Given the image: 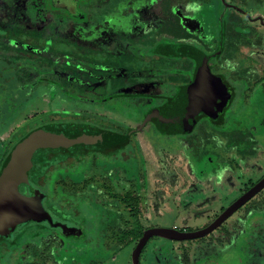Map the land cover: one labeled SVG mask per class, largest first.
Instances as JSON below:
<instances>
[{
    "label": "rangeland",
    "instance_id": "1",
    "mask_svg": "<svg viewBox=\"0 0 264 264\" xmlns=\"http://www.w3.org/2000/svg\"><path fill=\"white\" fill-rule=\"evenodd\" d=\"M178 1L186 2V9L190 12L189 23H193V30L197 28L195 45L204 52H209L210 49L218 46L220 34L223 32L221 27H223L224 37L227 40L224 39L222 56L225 63L228 59L231 64H237L234 65L235 78L243 77L244 74L245 77L247 75L254 78L263 77L264 25L259 21H251L234 8H229L222 0ZM225 1L240 6L252 17L256 10L264 8V0ZM18 3L19 0H0V158L6 142L14 143L25 132L36 127L62 129L68 134L79 132L80 127L81 131L88 132L104 128L123 133L143 121V113L137 109L133 101L130 102L128 99L117 100L118 102L109 101L106 107L110 108V111L102 108L104 112L101 114H108L118 119L115 124L89 119L91 115L84 116L80 113L101 111V108L87 106L77 98L82 94L80 55L93 61L96 66L112 70L127 67L130 70L145 72L148 62L138 57L83 53L79 39L77 42L75 40L66 42L63 34L59 36L61 40L50 45L46 30L40 31L39 35H32L35 23L32 20L21 19L23 5L13 8ZM204 13L215 16L220 14L217 18L218 25L216 19L209 20L203 15ZM27 14L31 16L29 11ZM198 14H200V24L196 18ZM221 14L225 21L222 25H220ZM45 18L48 17H39L41 21L46 20ZM205 22L208 23L207 26ZM44 28L40 26V28L36 27V30ZM231 29L233 32H229ZM66 35L71 39L68 34ZM55 49L67 53L57 54L56 64L52 66L55 67L58 75L49 74L50 80L33 82L42 76L39 73L40 68L48 70L49 62L44 60L45 53L47 55L49 50L54 52ZM50 81L59 82L61 89L54 87ZM238 87L236 85V88ZM245 87H248L247 82L239 87L238 94L229 105V126L230 129L252 126L261 138L258 149L253 154L254 157L249 159V164L247 163L248 166L246 161L241 162L237 172L223 164L228 160L233 147L225 144L223 138H220V141L214 140L209 133L210 128L203 122L198 123L196 132L189 135L158 130L152 122H148L141 131L131 134L127 146L123 147L128 150L123 155L122 161L131 163L129 156L132 155L138 168L145 171L147 211L141 218L145 227L199 229L212 221L222 207L229 205L239 195L240 189L246 182L255 180L264 170V80L254 87L250 86L253 87L252 92ZM63 88L73 96L64 95ZM77 122H82V126H77L75 124ZM78 148L74 147L71 151H76ZM206 159L207 162H203ZM65 162L69 168L67 171H70V168L78 171L77 169L84 163L81 157L73 161L68 158ZM99 170V167L94 169L96 173ZM82 196L87 200L86 202L91 201V193H84ZM65 200L71 208L82 212L83 215H80L86 219L84 225L90 230L91 216L94 213L88 207L89 202L74 203L70 199ZM251 202L262 204L264 192ZM236 214L223 226L228 225ZM34 226L33 223L26 225L16 235L15 238L21 234L15 243L6 240L8 244H12L9 246V255L6 257L0 255L2 256L0 264H19L22 261L23 256L28 252L26 248L22 250L21 246L33 239ZM187 244H190L189 264H264V210L250 216L237 239L226 244L225 247L216 245L203 248L202 245L205 243L199 241L184 243ZM180 245V241L153 236L140 253V264H184L181 261V248L178 249ZM132 250L133 246L127 245L107 257L102 264H132Z\"/></svg>",
    "mask_w": 264,
    "mask_h": 264
},
{
    "label": "flooded vegetation",
    "instance_id": "2",
    "mask_svg": "<svg viewBox=\"0 0 264 264\" xmlns=\"http://www.w3.org/2000/svg\"><path fill=\"white\" fill-rule=\"evenodd\" d=\"M34 1L35 0H19V3L14 5L13 8L18 5H23L24 11L22 13L23 17H21V19L23 20L24 18L26 21L32 20L35 23V28H33L34 33H32V35H39L40 31L46 30L48 32L50 45L54 44L57 40H61L59 36L60 34H63L66 42H74V40L77 42V39H79L80 49L81 52L83 51V53L92 52L104 53L116 57H138L141 60L149 63L145 72L130 70L127 67H120L118 70H112L105 67L103 69L100 66H96L93 61H90L80 55L79 73L81 75L80 91L82 94L81 96H77V98L81 100V103L87 106L101 108L100 112H80L81 114H84V116L91 115L89 119H97L104 121L105 123L115 124L116 121L118 122V119L116 120L115 117L109 116L108 114H101L104 112L102 111V108H106V111H110V108L106 107V104L109 101L113 100L118 102L117 100L121 101L128 99L130 102L133 101L137 109L143 113L142 120H144L146 114L153 108L161 109L166 104H171L169 103L168 97L170 94V86L173 84L169 82L170 66L174 67V65L177 63L180 65H178V68L181 70V77L179 78L180 82L177 85H173V87L176 86L178 90H181V88H183L185 85L191 83L194 78L195 72L191 74L184 71V64L186 62L192 63L194 61L196 64L194 57L193 60L187 57L188 55L183 54H178L180 57H177V59H175V57L169 56L170 44H173L174 49L179 45H188L201 50L197 45H195L197 38L195 31L197 28L196 30H193V23H189L190 12L188 9H186L185 1L65 0L58 2V4H60L59 6L55 5V3L50 0V4L53 8L65 10L70 18L80 20V23L75 24L69 23L67 22L69 20H67V25L65 26L56 22V14L47 12V10L42 7V0H38L36 10L33 9V11H31L29 6H33ZM61 5H66L69 9ZM27 11L30 12L31 16L27 14ZM203 15L208 17L209 20L212 18V21L216 19V24L218 25L219 21L217 23V18L218 16L220 17V14L215 16L211 15L210 13H204ZM40 16L48 18H45L46 20L41 21L39 19ZM223 17V14H221L222 22H220V25L224 23ZM196 18L199 22L198 24H200V14H198ZM207 22H205L206 26L208 24ZM40 26L45 28L37 31L36 27L40 28ZM26 29L32 30V28ZM63 32L68 34L71 39H69ZM26 47L30 48V46ZM216 48L217 46L213 49H210L209 52H204L203 50L201 51L208 54L214 52ZM64 53L66 52L56 49L54 52L49 50L47 55L45 53L44 60L49 62L48 70L40 68L39 73L42 74V76L38 77L33 82H39L40 80H50L48 77L49 74L58 75L56 73V69H54L55 67L52 68V66L56 64L58 57L57 54L63 55ZM216 56L209 59V68L213 74L220 75L230 86L231 97L228 105L221 113L217 115L215 120H212L204 115H199L191 120L183 121L152 119L148 120L146 124L148 122H152L154 127L158 130L168 133H176L179 135H189L196 132L198 123H205L210 128L211 131L209 133L214 140L220 141V138H223L225 140V144H229L233 147V151L230 152L228 160L223 164L233 168V170L237 172L240 169L241 162L246 161L247 165V163L249 164L250 162L249 159L254 157L253 154H255L254 152H256L258 149L261 135H258V133H256V129H254L252 126H244L242 128L238 126L236 129L235 127L230 129L228 122L230 119L228 117V111L230 110L229 105L234 97L238 94V90L241 88L242 84L247 82L248 87L245 88L246 90H249V92H252L254 86L250 87V84L256 79L259 80L256 84L260 83L264 80V75L260 78H254L248 75L245 77L244 74L243 77L235 78L236 73L225 72L223 74H218V62L215 60ZM171 64H173V66ZM50 82L54 87L61 89L59 82H57L58 84L56 81ZM236 85H238L240 88H236ZM175 93H173V95H175ZM63 94L66 96L71 95L70 92L67 93L66 89H64ZM141 123L142 122H140V124ZM96 131L109 130L102 128ZM127 131L128 130H126L125 133L114 131L109 132L125 135ZM129 137L124 143H122L124 146H127V142L130 139ZM5 145L6 146L2 151V155L4 150H7L8 142H6ZM112 146L98 150L96 152H86L83 154L74 153L68 156L65 160L71 158L73 161L78 157L82 158L84 163L82 164L81 168L77 169L78 171H74L72 168H70V171H67L69 168H67L66 162L64 161L61 163L55 162L50 169L51 175L53 173H57L61 167L65 166L63 170L66 173V178H70V180H77L82 177V173H85L84 170L86 169L84 167H87L91 162L94 161L99 166L112 167L115 174L113 178L115 184L120 181L121 168L129 173H133L132 176L141 175L142 182L145 183V171L142 168H138L132 159V155L129 156L131 163L122 161L123 155L128 149L123 147L109 149ZM203 162L206 163L207 159L203 160ZM263 176L264 170L257 176V178H255V180L253 179L246 182L244 187L240 189V191L238 190L239 195L236 198H238ZM54 187L52 199L49 201L50 207L48 208H50L62 220L75 224L79 229V233L77 235H65L58 229H50L40 224L35 225L33 239L29 242L26 241V243H23L21 246L22 250L26 248L28 253L23 256L22 261L19 264H89L88 252L93 240L95 241V245L99 246V242L103 237V230L102 228L98 227V225L103 223L105 215L103 207L94 201L93 190H87L79 195H76L78 196L77 198L74 196L76 198L74 200L72 194L69 192H66L67 195L63 196L62 198L59 197L57 193V189L59 187L58 182L54 185ZM263 192L264 188H262L257 194L250 198L244 205L238 208L230 217H232L235 213L238 214L240 212H244V208L254 204L262 205L264 207V202L262 204L251 202ZM84 193H91L92 195L91 201H88V207L94 213V215L91 216L93 221H90L92 225L90 230H87L84 225V220L86 219L80 215L82 212L78 209L74 210L65 202V199H70L74 203L78 201L80 203H88L86 202L87 200L85 198H82ZM235 199H233V201ZM224 208L225 207H222L220 212ZM95 211H99L101 215L96 216ZM218 214H216L214 218ZM228 219L223 221L222 224L226 223ZM95 223L98 224L97 231L95 230ZM146 228L148 227H145V229ZM189 229L190 228L185 227L180 228L179 230ZM19 235L13 240L12 243H15V241L19 239ZM3 241L6 240L0 239V254L3 257H6L9 255V246L12 243L5 244ZM98 253L99 252L97 248L92 252L93 255Z\"/></svg>",
    "mask_w": 264,
    "mask_h": 264
},
{
    "label": "water",
    "instance_id": "3",
    "mask_svg": "<svg viewBox=\"0 0 264 264\" xmlns=\"http://www.w3.org/2000/svg\"><path fill=\"white\" fill-rule=\"evenodd\" d=\"M65 0H52L55 5ZM228 7L241 12L251 21H259L264 25L262 15L251 16L249 12L232 3L222 0ZM68 8L66 5H61ZM69 9V8H68ZM76 16V15H75ZM224 42L223 33L216 50L212 53L188 45L176 47L177 54L189 55L196 60V69L191 83L181 88L172 105L150 110L141 124L128 129L125 135L109 132H74L51 130L43 126L30 131L19 140L0 168V239L13 241L16 235L31 223L44 225L50 229H58L65 235H77L78 227L62 220L46 204V193L31 180L30 173L37 164L34 156L39 152L71 151L74 147L85 149H104L115 144L124 143L131 133L140 131L148 120H191L199 115L215 120L228 105L231 88L220 75H215L209 68L210 58L218 55ZM23 188V190H22ZM264 188V176L225 207L207 225L193 230H179L174 227H148L143 230L131 253L132 264H140V253L153 237L181 241L201 238L218 228L238 208ZM77 231V232H76Z\"/></svg>",
    "mask_w": 264,
    "mask_h": 264
},
{
    "label": "trees",
    "instance_id": "4",
    "mask_svg": "<svg viewBox=\"0 0 264 264\" xmlns=\"http://www.w3.org/2000/svg\"><path fill=\"white\" fill-rule=\"evenodd\" d=\"M42 2H43L41 3L42 7L45 8L47 12H52L56 14L55 17H56V22L58 24H62L65 26L67 25V22L72 24L80 23V20L70 18L65 10L53 8L50 4V0H42ZM37 5H38V0H35L33 6H29V9L31 11H33V9L36 10ZM221 30L223 31L222 33L224 36L225 31L223 30V27H221ZM229 32H233L232 29L229 30ZM226 40L227 39H225V41ZM225 41L222 50L215 57V60L218 62L217 64L218 74H223L225 72H229V73L236 72L234 66L237 65L236 63L231 64L228 61V59H227V63L224 62V56H222V51L224 50L225 47ZM228 45L226 44V46ZM226 48H230V47H226ZM175 49L173 44H170L169 56L175 57V59H177V57H180V55L176 53ZM187 57L193 59L192 56L188 55ZM171 65L173 66V64ZM178 65L179 63L175 64L174 67L170 66L169 69V82L173 83L170 86V94L168 96L169 103L171 104L174 102L175 96L180 92V90H178L176 86L173 87V85H177L180 82L179 78L181 77L180 75L181 70L180 68H178L180 65L179 66ZM231 66H233L234 68ZM184 67H185L184 70L185 72L193 74L196 69V64L194 61L192 63L186 62L184 64ZM258 81H259L258 79L253 80L250 86H255ZM173 93H175V95H173ZM75 124L79 127L82 126V124L79 122ZM33 129L21 135L18 141L21 140L23 137H25ZM81 130L82 128L80 127L79 132H83ZM18 141L14 143L8 142L7 150H4L3 155L0 159V168L3 165L4 161L6 160L8 154L10 153V151ZM117 147H124V144L114 145L109 149L111 148L115 149ZM96 151L98 150L85 149L82 147L78 148L76 151H62V150L55 152L42 151L34 156V161L37 164L30 173L31 180L37 185H39L46 193L47 196L46 204L48 207H50L49 201L52 199L53 189L55 188L54 185L57 182L59 183L57 193L60 198L67 195L66 192H69L72 194V197L75 200L78 197L76 195H79L87 190H93L94 201L103 207L105 219L103 220L102 224L98 225L97 223H95L96 231H97V225L98 227L102 228L103 237L99 242V246L95 245L94 240L91 243L88 252L89 264H102L107 257L111 256L112 254H115L117 251L121 250L127 245H132L134 247L138 239L142 235L143 230L145 229V226L141 221V216L147 209L146 186L145 183L142 182L141 175L132 176L133 173H129L125 171L123 168H121L120 170L121 173L120 181L116 184L113 181L115 174L112 167L111 166L105 167L101 165L99 166L94 161L91 162L87 167H84L87 171L85 170V173H82V177L77 180H70V178H66V173L63 170L65 166L61 167V169H59L57 173H53L51 175L50 169L55 162L57 163H61L63 161L65 162V159L74 153L83 154L86 152H96ZM81 167L82 165L79 168ZM97 167H99L100 169L98 173L94 171V169ZM91 169H93V171H91ZM263 210L264 207L262 205L254 204L252 206L244 208V212H240L237 215H235L233 218H231L230 223L228 225L226 224L225 226H223L222 224L218 228L210 232L209 234L205 235L204 237L190 239V240H181L180 241L181 245L180 247H178V249L181 248L182 263L184 264L190 263L188 257L190 244L184 245V243L188 241L190 242L199 241L201 243H205V245H202L203 248L206 246L214 247L216 245L220 247H225L226 244H230L232 241L237 239L239 232L241 231L243 225L250 216L262 212ZM95 215L97 216L101 214L99 211H95ZM3 242H5V244H8L7 241H3ZM96 248L99 253L93 255L92 252L96 250ZM0 258H2V256Z\"/></svg>",
    "mask_w": 264,
    "mask_h": 264
},
{
    "label": "crops",
    "instance_id": "5",
    "mask_svg": "<svg viewBox=\"0 0 264 264\" xmlns=\"http://www.w3.org/2000/svg\"><path fill=\"white\" fill-rule=\"evenodd\" d=\"M247 4H248V3H247ZM248 5H249V4H248ZM261 8H262V7H261ZM263 13H264V8H262V9H260V10H256L255 15H262V16H263V15H264ZM255 15H254V16H255Z\"/></svg>",
    "mask_w": 264,
    "mask_h": 264
}]
</instances>
